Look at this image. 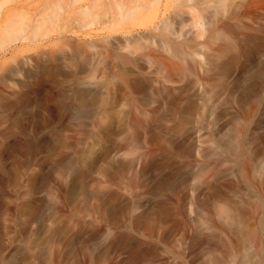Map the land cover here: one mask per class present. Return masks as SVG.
I'll list each match as a JSON object with an SVG mask.
<instances>
[{
	"label": "rangeland",
	"instance_id": "obj_1",
	"mask_svg": "<svg viewBox=\"0 0 264 264\" xmlns=\"http://www.w3.org/2000/svg\"><path fill=\"white\" fill-rule=\"evenodd\" d=\"M92 1L0 0V264H264V0H195L183 60L127 42L183 0Z\"/></svg>",
	"mask_w": 264,
	"mask_h": 264
},
{
	"label": "bare ground",
	"instance_id": "obj_2",
	"mask_svg": "<svg viewBox=\"0 0 264 264\" xmlns=\"http://www.w3.org/2000/svg\"><path fill=\"white\" fill-rule=\"evenodd\" d=\"M101 1L103 0H93L90 5L79 7L77 9V14L79 15L81 21H83L85 18H89L91 12L92 19L97 18V10L100 9L99 2ZM183 1L184 4H180V6L179 4L175 5V8L178 6L179 8L174 12L173 16L166 15V12H162V18L159 20V22L150 26L148 28L149 31L146 29L147 34H144L146 36L141 35L134 40L132 37L131 39H127V42L129 44H138L139 41H146L149 38H152L151 40H160L164 45L165 50L171 51L180 60H183L185 56H191L193 53L197 54L196 51H185V42L179 38L182 36L181 32L185 26H190L191 28L195 29L194 34L196 38H200L202 36V10L196 5L195 0ZM220 1L222 3L225 2V0ZM161 7L165 11L167 10V5H162V0H106L102 25L104 28H113L120 26L119 24L123 23V25H128L127 27L131 26L126 30V32H130L137 27L143 26L142 21L144 17L149 18L152 15L153 18L150 17L151 19L156 18V15L160 13L159 11H163L160 10ZM177 17H179L178 23L182 25L179 31L175 30ZM125 21H127V23H124ZM122 27L121 29H123ZM160 74L163 75L164 73L161 72Z\"/></svg>",
	"mask_w": 264,
	"mask_h": 264
}]
</instances>
